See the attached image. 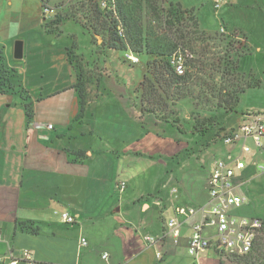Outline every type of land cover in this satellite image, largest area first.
<instances>
[{"label": "crops", "instance_id": "1", "mask_svg": "<svg viewBox=\"0 0 264 264\" xmlns=\"http://www.w3.org/2000/svg\"><path fill=\"white\" fill-rule=\"evenodd\" d=\"M181 3L195 9L203 30L223 26L247 35L253 48L261 44L252 36L255 23L264 20V0H231L219 11L212 0ZM43 5L0 0V55L14 87L0 91V264L24 250L35 264H259L253 254L220 255L213 248L190 256L192 220L183 225L179 246L169 239L156 246L145 241L164 234L176 207L205 204L215 161L242 155L251 141L218 144L211 164L210 155L204 164L175 157L178 137L168 133L171 126L136 111V86L147 75L146 64H132L108 49L99 88H83L73 57L81 50L72 34L52 31L54 18L43 16ZM80 88L89 96L82 117ZM23 99L32 104L31 117ZM256 113L264 111H239L226 126L237 128ZM37 124L55 128L42 131ZM251 148L236 177L237 193L247 200L234 214L264 219V171L258 167L264 166V149L259 152L253 143ZM122 182L126 188L120 191ZM63 212L75 222H64Z\"/></svg>", "mask_w": 264, "mask_h": 264}, {"label": "rangeland", "instance_id": "2", "mask_svg": "<svg viewBox=\"0 0 264 264\" xmlns=\"http://www.w3.org/2000/svg\"><path fill=\"white\" fill-rule=\"evenodd\" d=\"M127 3L135 9L140 5L141 14L153 8L164 10L165 21L171 20L177 27L180 25L184 32H189L188 36L190 40H193V44H187V48L194 50L199 64L205 66L203 68H208V73H210L208 76L201 75L204 79L202 85L190 84L189 94L191 95L189 97H184L173 104V100H168L163 93L154 75L149 73L148 64L152 63L155 58L136 53L140 57V62L147 66V75L144 80L137 82L136 86V111L140 112L143 119L145 114H149L146 110H155L153 115L160 120L158 122L163 121L171 126L168 130L172 132L168 131V133L178 137L173 147L175 157H182L183 160L197 159L204 164V156L210 155L211 158L207 163L211 164L214 155H217L218 144L220 148L223 147L224 133L232 129L227 128L226 119L238 114L239 111L250 110L254 107L264 111V45H262L264 20L254 25L253 41L261 44L253 48L249 44L247 35L237 31L228 32L227 29L226 33H222L220 29L223 26L214 31H203L195 9L185 7L181 0H127ZM48 5L57 10L51 22L52 31L64 32L65 30L70 36L72 34V40L81 50V54L76 58L83 72V88L85 86L89 89L90 87L99 88L107 74L108 49L102 44V36L95 35L90 26L91 3L89 0H50ZM58 19L61 21L55 24ZM147 21L148 18L145 17L143 22L146 24ZM156 24H158L157 21ZM163 26H165L164 23ZM229 33L233 36L227 37ZM127 51L117 52H121L124 58L123 54ZM220 58H225L224 64ZM213 62L215 63L214 72H209L211 66L206 67V65ZM225 71L230 74L227 79H222ZM255 73L263 81L262 86ZM232 84H239L240 87L257 84L261 87L247 90V93L243 94L240 99L234 92ZM85 97L89 98L88 94H85ZM237 100L240 102H238L239 105ZM220 104H223V108ZM233 105L237 108L236 113L229 110ZM248 144L252 146V142ZM221 151L220 153L224 152ZM263 253L264 235L261 234L256 244L255 254L262 258Z\"/></svg>", "mask_w": 264, "mask_h": 264}, {"label": "built area", "instance_id": "3", "mask_svg": "<svg viewBox=\"0 0 264 264\" xmlns=\"http://www.w3.org/2000/svg\"><path fill=\"white\" fill-rule=\"evenodd\" d=\"M230 1L212 0V5L215 11H219ZM113 4L114 0H99V7L103 11L112 10ZM42 12L43 16L48 19H53L57 14V10L48 4L43 5ZM220 30L226 33L224 27ZM124 57L132 64L140 63L139 55L131 50L125 52ZM192 57L188 52H176L171 56L170 64L176 74H185L186 61ZM36 127L42 131H51L55 128L53 124H37ZM222 139L223 145L227 147L235 146L242 141H251L253 146L261 152L264 149V114L246 115L239 126L224 133ZM251 152V146L243 145L242 155L216 160L206 181L208 201L200 206L180 205L176 207L174 214L167 220L164 234L160 237L146 236L145 241L151 246H156L169 239L175 246H179L183 225L186 221L192 220V232L186 244V250L190 256L197 257L211 248L220 255L247 256L251 254L259 236L264 235V219L239 217L234 214V210L247 200L237 193L236 177L238 171L243 170L247 164L243 155ZM254 164L257 165L256 162ZM258 167L264 171V166ZM125 188L126 183L122 182L119 190L123 191ZM61 217L66 223L75 222V218L68 212H63ZM81 243L86 246L88 241L82 238ZM156 256L161 260L163 253L157 251ZM31 261V253L24 250L16 254L8 264H20L21 262L35 264Z\"/></svg>", "mask_w": 264, "mask_h": 264}, {"label": "trees", "instance_id": "4", "mask_svg": "<svg viewBox=\"0 0 264 264\" xmlns=\"http://www.w3.org/2000/svg\"><path fill=\"white\" fill-rule=\"evenodd\" d=\"M49 1L50 0H42L43 4H48ZM89 3H91L92 6L90 8L89 23L94 30V34L102 36L103 46L110 50H131L140 55L145 54L154 57V61L148 64L149 73L154 75L155 80L161 86L163 93L168 100H173V104L178 100L191 95L189 94L191 88L190 84H203L202 81H204V79L201 75H210V73H208V68H203L205 66L199 64V61L195 57L194 50L187 48V44H193V40H190L188 36L189 32H184L180 28V25L177 27L175 22H172L171 20L165 21L166 14L164 10L153 8L141 14L140 5L136 6L135 9V7H130L127 0H114V8L109 11H103L99 7V0H89ZM145 17L148 18L146 24L143 22ZM60 21L61 20L59 19L56 20L55 24ZM156 21L158 24H156ZM163 23L165 26H163ZM184 33H186V35ZM231 36H233L232 33H229L227 37ZM209 37L212 38L213 36ZM191 48L194 47L191 46ZM176 52H188L193 56L192 58L187 59L185 64L186 71L183 75L176 74L174 68L170 64V58ZM72 55L73 54L70 53V62L73 63L74 60L71 59ZM73 57L76 58V56ZM224 59L225 58H220L222 64L225 63ZM209 65L211 66L209 67V72H214L213 65H215V63L207 64L206 67ZM77 67L79 72L78 77L82 80L83 72L79 64L76 66V69ZM228 74H230V72L225 71L222 75V79H227ZM256 87L259 86L257 84H248L245 87H240L239 84H237L234 85V92L237 93L241 99L247 90ZM13 90L14 87L10 81V73L5 68L3 56L0 55V91L5 93ZM80 91L82 106L80 117H82L89 98L85 97L82 89ZM23 101L28 116L31 117L33 113L32 104L28 103L25 99H23ZM238 102L239 100H237V103ZM222 105L223 104H220L221 108H223ZM229 110L233 113L237 112L235 105L230 106ZM147 111L151 114L155 113V110H146V112ZM255 249L256 246L251 255H255L254 258L259 264H264V256L262 258L261 256H257L255 254Z\"/></svg>", "mask_w": 264, "mask_h": 264}, {"label": "water", "instance_id": "5", "mask_svg": "<svg viewBox=\"0 0 264 264\" xmlns=\"http://www.w3.org/2000/svg\"><path fill=\"white\" fill-rule=\"evenodd\" d=\"M16 53L18 54V50H16ZM17 57H18V55H16ZM19 58H20V56H19Z\"/></svg>", "mask_w": 264, "mask_h": 264}]
</instances>
